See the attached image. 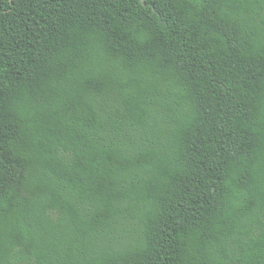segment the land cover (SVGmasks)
Masks as SVG:
<instances>
[{"label": "trees", "instance_id": "trees-1", "mask_svg": "<svg viewBox=\"0 0 264 264\" xmlns=\"http://www.w3.org/2000/svg\"><path fill=\"white\" fill-rule=\"evenodd\" d=\"M0 264H264V0H0Z\"/></svg>", "mask_w": 264, "mask_h": 264}]
</instances>
